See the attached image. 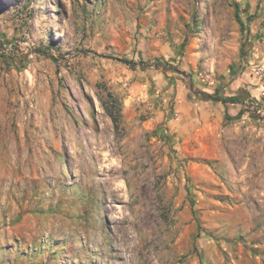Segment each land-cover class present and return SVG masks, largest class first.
Returning a JSON list of instances; mask_svg holds the SVG:
<instances>
[{
  "label": "rangeland",
  "instance_id": "1",
  "mask_svg": "<svg viewBox=\"0 0 264 264\" xmlns=\"http://www.w3.org/2000/svg\"><path fill=\"white\" fill-rule=\"evenodd\" d=\"M0 264H264V0H0Z\"/></svg>",
  "mask_w": 264,
  "mask_h": 264
},
{
  "label": "trees",
  "instance_id": "2",
  "mask_svg": "<svg viewBox=\"0 0 264 264\" xmlns=\"http://www.w3.org/2000/svg\"><path fill=\"white\" fill-rule=\"evenodd\" d=\"M117 105H118V108H119V105H120L119 102H117Z\"/></svg>",
  "mask_w": 264,
  "mask_h": 264
}]
</instances>
